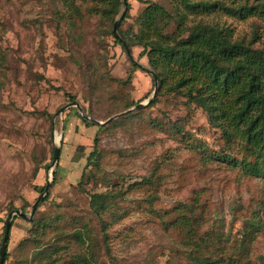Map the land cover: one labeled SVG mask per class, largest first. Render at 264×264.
Wrapping results in <instances>:
<instances>
[{
	"label": "rangeland",
	"instance_id": "obj_1",
	"mask_svg": "<svg viewBox=\"0 0 264 264\" xmlns=\"http://www.w3.org/2000/svg\"><path fill=\"white\" fill-rule=\"evenodd\" d=\"M142 1L169 11L174 6L171 0ZM225 1L229 7L248 2L253 8L185 10L183 26L219 24L233 39L264 48V0ZM70 2L75 14L63 0H0V53L6 56V67L0 70V247L8 215L16 210L30 215L40 188L49 180L53 183L60 167L37 217L51 219L52 228L68 234L61 242L68 249L61 259L80 251L72 235L87 223L99 243V264H187L183 235L162 221L170 219L169 211L199 195L209 213L203 231L219 220L235 238L246 219L257 218L261 231L250 243L249 259L264 264V180L213 158L220 152L241 156L184 98L158 95L155 105L151 102L140 112L136 106L125 109L132 102L147 103L155 90L142 48L133 47L129 55L118 45L114 26L100 18L92 0ZM128 2L130 16L121 31H137L136 19L146 5ZM118 34L122 38L119 29ZM73 102L82 112L71 107L58 114ZM122 113L108 124L97 123ZM83 116L98 126L86 127ZM99 126L106 128L99 131ZM97 134L101 169L86 168ZM55 147H60V157L52 166ZM111 189L125 193L119 211L124 214L118 220L104 217L108 238L103 241L99 219L89 207L90 195ZM57 216L61 218L55 220ZM31 228L26 219L12 221L5 264H28L37 244L21 242L30 238Z\"/></svg>",
	"mask_w": 264,
	"mask_h": 264
},
{
	"label": "trees",
	"instance_id": "obj_2",
	"mask_svg": "<svg viewBox=\"0 0 264 264\" xmlns=\"http://www.w3.org/2000/svg\"><path fill=\"white\" fill-rule=\"evenodd\" d=\"M63 1L68 10L75 14L76 9L71 7V0ZM92 1L100 18L111 27L125 9L123 0ZM138 1L146 5L136 19L139 29L121 31V24L130 16L131 5L128 2L127 11L118 27L123 41L115 38L116 43L126 52L124 44L130 50L136 46L141 47V55L147 58L148 68L158 79L157 96H179L194 105L205 114L210 126L220 131L230 150L238 151L241 156V159H237L231 153L220 152L213 158L240 167L250 177L264 180V48H255L252 43L233 39L229 29L219 24L200 21L190 27L183 26L185 10L221 9L243 12L252 10L253 7H249L248 2L236 8L229 7L225 0H171L174 6L169 11L153 1ZM172 24L176 26L170 31ZM133 64L135 68H139L136 63ZM5 67L6 56L0 53L1 72ZM152 82L155 85L153 77ZM156 103L157 100L152 105ZM138 104L132 102L125 109ZM143 109L136 110L140 112ZM83 122L86 127L98 126L86 120ZM104 128L106 127L99 126V131ZM100 141L97 134L93 139V150L87 158L86 168L94 166L101 169ZM39 164L35 168V175L39 173ZM59 169L57 167L54 171L50 189L58 179ZM84 177L85 174L82 175L80 186L83 185ZM151 182V179L147 180V183ZM44 189L45 186L40 188V192ZM124 194L120 190L115 192L111 189L90 195L89 207L91 213L99 219L103 241L108 238L107 221L104 217L110 215L111 219L118 220L124 214L119 212L122 209L120 203L125 199ZM48 198L49 196L42 203ZM167 214L170 219L162 222L183 235L181 244L185 249L183 251L187 264H239L243 259H247L244 264H252L249 259L250 243L261 231L257 218L246 219L234 238L219 220L214 222L213 229L203 231L209 222V213L205 205L200 204L199 195L190 202L179 204ZM37 215L38 208L30 222V238L21 242L24 246L37 244L28 264H99V243L89 233L87 223L81 227L84 230L76 229L72 235L73 242L80 251L74 252L69 259H61L60 254L68 251L67 245L61 242L66 240L68 234L56 230V227L52 228L51 219L38 218ZM59 218L61 217L57 216L55 220ZM16 219L19 218L15 217L13 221ZM51 229L55 231L49 238ZM11 232L12 227L10 237ZM54 254L58 259L53 258ZM8 259L7 248L5 262Z\"/></svg>",
	"mask_w": 264,
	"mask_h": 264
},
{
	"label": "water",
	"instance_id": "obj_3",
	"mask_svg": "<svg viewBox=\"0 0 264 264\" xmlns=\"http://www.w3.org/2000/svg\"><path fill=\"white\" fill-rule=\"evenodd\" d=\"M123 2H124L125 9H124L122 15L120 16V18L118 20H116V22L114 23V27H113V34H114L115 38H117L120 41H123V39L118 34V27L120 25L121 20L124 18V15H125L126 11H127L128 0H123ZM124 45H125V47L127 49V53L130 55V49L126 46V44H124ZM147 71L153 77V80L155 82V90H154V93H153V96H152L151 100H149L147 103H144V104L143 103H139L135 107V109H141V108H144L145 106L149 105L156 98L157 93H158V79H157V76L150 69H147ZM71 107H76L78 109V111L82 112V108H81L80 104L78 102H73L72 104H69L66 107H64L63 109H61V111L58 114L63 113L66 109L71 108ZM124 114H126V113H122L120 115L112 117L111 119H109L105 123H100V122H97V123L100 124V125H105V124H108L111 121L123 116ZM83 117H84L85 120L92 121L87 116H83ZM92 122H94V121H92ZM59 157H60V147H55L52 166H56V164H57V162L59 160ZM51 185H52V181L49 180L46 183L44 191L41 193V195L38 197V199L34 203L30 215H28L27 213L22 212L20 210L13 211V212H11L8 215V217H7L6 221H5L4 236H3V241H2V244H1V247H0V264H5V258H6V254H7L8 240H9V237H10V230H11V227H12V221L14 220L15 217L26 219V220H28L30 222L33 221V219L35 217V214H36V211H37V208H38L39 204L44 200V198L49 193Z\"/></svg>",
	"mask_w": 264,
	"mask_h": 264
},
{
	"label": "bare ground",
	"instance_id": "obj_4",
	"mask_svg": "<svg viewBox=\"0 0 264 264\" xmlns=\"http://www.w3.org/2000/svg\"><path fill=\"white\" fill-rule=\"evenodd\" d=\"M56 139H57V141H59V137L58 136L56 137Z\"/></svg>",
	"mask_w": 264,
	"mask_h": 264
}]
</instances>
